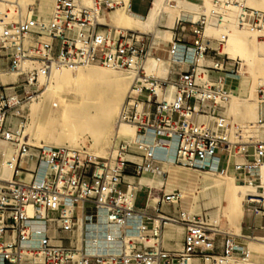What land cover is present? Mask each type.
<instances>
[{"label":"built area","instance_id":"2783aa9c","mask_svg":"<svg viewBox=\"0 0 264 264\" xmlns=\"http://www.w3.org/2000/svg\"><path fill=\"white\" fill-rule=\"evenodd\" d=\"M49 19L36 5L24 9L19 0H0V76L16 77L0 82V264H228L234 258L247 260L245 247L234 235L220 231L206 215L183 212L178 193L165 194L150 210L136 206L134 182L143 173H157L167 163L201 171L231 169L237 182L256 189L247 196L244 213L259 218L264 245V190L257 170L264 166V139L238 147L230 139V124L224 115L229 94L222 76L233 72L237 62L220 57L224 41L211 49L205 40V21L190 23L192 40L175 34L166 60L176 75L157 78L144 71L154 54L152 34L119 30L107 33L100 18L114 10L129 9L124 0H51ZM216 6H235L241 24L264 32V12L244 7L236 0H214ZM179 31L184 22L176 21ZM222 26V17H217ZM146 44V46H145ZM191 61L186 64L187 54ZM212 54L211 65H198ZM185 63V64H184ZM101 66L132 70L134 76L117 118V127L133 129L132 140L115 133L105 157L83 147L31 145L24 135L25 117L14 121L23 105L37 98L54 72ZM185 69V70H184ZM211 72L218 74L215 81ZM264 106V86L256 92ZM19 112V111H18ZM258 127L264 132L260 113ZM232 154L237 161L228 162ZM10 177L5 179L1 171ZM162 206L175 211L162 212ZM102 212L105 224L115 228L104 236L105 248H92L78 231V212ZM167 224L182 228L181 250L166 251L162 233ZM222 239V253H202L199 247Z\"/></svg>","mask_w":264,"mask_h":264},{"label":"bare ground","instance_id":"6f19581e","mask_svg":"<svg viewBox=\"0 0 264 264\" xmlns=\"http://www.w3.org/2000/svg\"><path fill=\"white\" fill-rule=\"evenodd\" d=\"M124 1L127 4L129 0ZM201 1H203V7H199L196 3L190 2L188 0H153L152 8L149 11L147 18H145L144 20L131 15L129 9L125 7L121 9V13H117L115 11L110 12L107 16L108 18L101 17L99 21H101V19H104L105 22L100 23L107 29V31H118L121 29L119 28V26H127L128 28L137 30L140 29L141 31H143L141 33L154 34L155 32L158 41L163 44L167 40L169 41V33H166V35H164L163 33H159L155 28L157 21L162 15H167L168 18L172 21L173 18H175L174 16H178V18H180L182 21L189 23H194V20L196 18L199 20L202 19L205 21L206 30L210 34L215 36L219 35L218 37H222L224 40L228 38L231 40V42H234L239 46V56L246 65H250L252 66V68H255L256 66L254 65L256 64V62H264V41L262 43H258L256 41L257 37H264V32H259L247 27L246 25H242L238 19V10L235 6H229L227 7V9L224 8L226 10H224V14L222 16V21L224 22V25L221 26L222 28L214 27L211 24L207 25L206 21H208L209 17L214 14L212 13V8L209 4L210 1ZM84 2L89 3V0H84ZM243 2L248 5V8L251 7L257 11L264 12V0H244ZM51 3V9H47L46 6H43V4H38L36 6L39 15L44 19H49L53 13L54 4L52 1ZM19 4L23 7V9L27 5H30H25L24 3H22V0H19ZM47 13L49 14L47 16H44ZM170 20L168 21L169 24ZM172 26L173 25L171 24V27ZM123 30L131 31L127 28ZM208 32H206L207 35ZM225 47L226 46L223 44L220 50H225ZM191 59V52H188L186 64L189 63ZM164 61L169 62L168 60H161L160 62H156L155 59L150 58L149 64H146V69L144 67L145 73H149V76L152 75L156 77L157 71L154 70V66H156L154 65V63L161 64ZM201 62L202 61L198 60L197 64L200 66ZM108 70L109 71L102 70L95 66H87L79 68L76 71L74 70V73L71 72L72 69H69L67 71H63L62 69V71L59 70L57 72H54L51 77V80H53V84H49L44 87V91L42 93V97L44 99L43 102L48 103V107L46 110H44L39 107V104L33 103L28 107V111L31 115L30 118H32V123L30 126H28L30 123L27 125L28 128H25V132H27L30 137H34L36 140H38V137H40L41 135L43 137L44 134H48L49 140L48 142H45V147H57L62 143V141H64L68 144V147L76 148L80 139L84 135H89L92 141L90 149L93 148V150L95 151L94 156L105 157L108 151L107 148L109 147V144H107V140L112 133L113 122L116 121L120 106L123 102L124 96H126V92L128 91L130 83L134 76V72L132 70L125 71V73H121V70H119V72L114 69ZM246 75V77L240 78V90L238 95H231V91H229L228 94L230 100L225 104V112L232 120V129L230 130L232 137L235 138L237 136H241L249 140L248 143H255L260 137L262 138V135L264 134V132H260L258 131L259 129H257V108L254 107V98L257 92V86L256 84H254L248 89L245 86L248 78H251L255 83H257V85H264V78L258 77L259 73L253 71V69L247 71ZM2 76H0L2 77L0 78V82L2 84H11L14 82L12 78L5 77V75ZM225 82H227V80H225L224 83L222 82V80L220 82L223 87ZM228 82L231 84L233 81ZM103 87L108 90V94L103 99H100V96L102 94L101 90ZM51 107H55V110L50 109ZM21 109H23V107ZM18 111H15L14 114L19 115ZM30 118L29 120H31ZM14 121L18 122L16 118H14ZM50 126L51 128L49 129L48 127ZM121 126L123 128V126L125 125ZM131 130H124L123 133L117 130L116 133H118L120 137L131 141L134 133L132 128ZM230 157L228 158L229 163H231ZM175 166L177 165L163 163L159 172H146L141 175H150L155 177L141 178L140 176L139 178H137V180H127L129 182H134V187H136L140 183L142 185H146L152 188L155 187L158 189H161L164 183V191L167 194L176 191V189H178L177 184L179 182L194 183L196 184L195 187L197 189V192L195 194L196 197L194 196L195 200H197V198H201L202 201L205 200L204 198H206V200L209 201L206 203L207 208L209 206L217 208V212H222L230 224H240L244 216L245 199L247 196L255 194L256 189L248 185L237 183L236 180L232 176L227 175L226 172H204L198 169L191 168L186 170H179L176 169ZM256 173L260 181V188L264 190V166L258 169ZM200 174H210L212 175V177L214 176L215 179H212L213 181H206L204 180L206 178L204 177V179H202ZM1 176L5 179H8L10 177V173L8 170L3 169L1 171ZM180 191L181 195L187 194V190H185L182 186H180ZM178 196L180 198L179 194ZM157 202L158 199H155L153 197L150 198L148 202V208L150 210L155 209ZM197 207L199 208V206ZM161 211L165 212L168 210L166 206H162ZM182 211L187 212L185 210ZM189 211L190 213H188L190 214V216L202 215L192 214L191 212L194 211V209L192 208H190ZM78 217V231L89 239V243L92 248L97 250L104 249V236L108 232L115 231V228L108 227L105 224L103 213L100 211L95 212L92 210L84 213L79 210ZM212 221L214 224L218 222V219L215 218ZM173 225L180 226L179 224ZM87 230H89V232H86ZM231 235H234L235 240L240 238L248 242L254 252L258 254V256L256 257V261L264 262V245L260 243L258 239H251L245 236L235 235L234 233L232 234V231ZM246 250L249 254L248 259H252L251 253L247 248ZM228 264L246 263L238 262L235 260L232 261V259L230 258L228 260ZM248 264L253 263L248 262Z\"/></svg>","mask_w":264,"mask_h":264},{"label":"rangeland","instance_id":"374dc122","mask_svg":"<svg viewBox=\"0 0 264 264\" xmlns=\"http://www.w3.org/2000/svg\"><path fill=\"white\" fill-rule=\"evenodd\" d=\"M188 1L196 3L199 7H201L203 5V1H201V0H188ZM208 1H210L209 4L211 5L212 13L214 15H211L209 17V20H208L209 22L206 21V24L207 25L208 24L209 25L211 24L214 27L222 28L221 26L219 27L216 24L217 17L218 16H221L222 17L223 14H224V10H226L227 7H224V6L221 7V6L214 5V3H213L214 0H208ZM236 1H238V0H236ZM243 1L244 0H242V2H241V0H239L238 2H240L241 4L243 3V6L248 8V5H246V3L243 2ZM22 3H24L25 5L26 4H30V5H33L34 4L36 6L38 4H43V6L44 7L46 6L47 9H51L52 8V3H51L50 0H22ZM224 8H226V9H224ZM138 9H139V0H134L133 1V4H132L131 10L132 11H137ZM250 9H253V8L250 7ZM114 11L117 12V13H121L122 12V10H114ZM114 11H112V12H114ZM215 11H217V12H215ZM48 14L49 13L45 14L44 16H47ZM107 16H105V18H108ZM210 19H211L212 22L210 21ZM222 20H223V18H222ZM197 21H199V19L196 18L194 20V22H197ZM200 21H202V19ZM100 22L101 23H104L105 21H104V19H101ZM183 22H185V21H183ZM223 25H224V22L222 21V26ZM242 25H244V24H242ZM119 28H121L120 30H123V29H126V28L129 29V30H131V31H136L137 30V29H133V28H128L127 26H119ZM205 30H206V25H205V28H204V34H203V36H204L205 40H207L209 42V47L211 49L216 50L217 49V40H219L221 37H218L219 35H217V36L212 35V34H210L206 30V32H208V35H207V33L205 32ZM118 31L117 30L116 31L110 30V31H107V33H109V35L111 37L115 38L117 36V32ZM137 31L138 32H143L140 29L137 30ZM223 41H224L223 44L226 47H225V50L222 49V50L219 51L220 52L219 53L220 54V57H222V58H228L229 60L238 63V65L236 66V68L234 67V69H233V66L232 65H229L228 66V70H230V71L233 70V72H230V73L226 74V76H222V82L223 83H224L225 80H227V82H225L223 88L226 90L227 93H229V91H231V95H238L239 94V90H240V87H239L240 78L241 77H246L247 76L246 75L247 71H250V70L253 69V71H255L256 73L257 72L259 73L260 76L258 75V77L264 78V62L263 61L256 62V64L254 65V66H256L255 68H252V66H250V65H246L241 60V58L239 56V46L237 44H235L234 42H231V40L228 39V38L225 39V40L223 39ZM256 41L258 43H262L264 41V37H262V36L261 37H257L256 38ZM226 43H228V44H226ZM158 45H159V48H161L160 44H158ZM253 55H255V54H253ZM211 58H212V54H209V58H207L205 61L201 62L200 65L210 66L211 65ZM149 59L150 58H148V60H147L148 62L146 61V63H145V66H144L145 69H146V66H147L146 64H149ZM154 65H156V66H154V70H156L159 73H162V75L157 74L156 77L157 78H165L166 75H167V73H168V69H169L170 63L167 62V61H164L161 64L160 63H156V64L154 63ZM95 67H97L99 69H102V70H106V71H109L108 69H110V68H105V67H101V66H95ZM77 69H79V68L73 69L71 72L74 73ZM67 70H69V69L68 68L63 69V71H67ZM116 71L119 72V70H116ZM125 71H127V70H121V73H125ZM217 76H218L217 73L211 72V74H210L209 77H210L211 80H214V79L217 78ZM2 77H4V76H2ZM2 77H0V78H2ZM5 77L12 78L14 80V82L16 80V77L14 75L6 74ZM228 81H233V82L230 84ZM234 81H235V83H234ZM49 84L52 85L53 84V80H50V82L47 85H49ZM254 84H256V86H257L256 88L257 89L259 87L264 86V85H257V83H255L251 78H248V81L246 82V86L245 87L248 89V88H250ZM43 91H44V87L41 88L35 94V96H37L36 99H34L33 101H31V102L23 105L22 106L23 109H21L22 107L20 108L21 110L18 109L19 110V115L16 117V119L18 121L21 120V119L20 120L18 119L19 116L25 117L26 121H25V125H24V134L27 137V139H28V141H29V143L31 145L35 144L34 146H37V145L44 146L45 142H48V140H49V138H48L49 135L48 134H44L45 136L43 135V137L41 135L40 137H38V140H36L34 137H32V136L30 137V135H28V133L25 132V130H26L25 128H28V126H30L31 123H32V118H30L31 115H30V113L28 111V107L30 105H32V103L33 104H39V107L42 108V109H44V110H46L47 107H48V103L43 102V100H44L43 97H42ZM101 92H102V94L100 96V99H103L108 94V90L105 87H103L102 90H101ZM126 94H127V92H126ZM124 99H125V96H124ZM254 99H255L254 100L255 101L254 102V107L257 108V119L259 118L260 113H262V115L264 117V106H261V105L258 104L257 99H256V95H255V98ZM40 100H42V101H40ZM40 102H41V104H40ZM50 109L55 110V107H51ZM223 111H224V115L226 116V118L229 121L230 130H231L232 129V120L230 119V117L225 112L226 111L225 110V106H224V110ZM29 118L31 120H29ZM257 127H258V125H257ZM48 128L50 129L51 126L48 127ZM257 129H259L258 131L261 132V130H260L259 127ZM117 130H119V132L123 133L124 130L128 131V130H131V128H129L128 126L127 127L126 126H123V128H122V126L117 127L116 121H114L113 122V126H112V133L108 137V140H107V144H109L108 145L109 147H110V141H111L112 137L114 136V134L116 133ZM28 136H29V138H28ZM263 136H264V134L262 135V138L260 137L257 141H260L261 139L263 140L264 139ZM230 139H231V141L233 143L238 144V147H242V146H244L246 144H251V143H248L249 140H247V139H245V138H243L241 136H237L235 138L232 137L231 132H230ZM91 143H92V141H91L90 136L89 135H84L80 139V141L78 142V145L76 146V148L75 147H72V148L71 147H68V144L66 142H64V141H62V143L60 145H58L57 147H67V148H70V149H79V148L83 147V148H85L87 150L88 153L94 155L95 151L93 150V148L90 149V145H92ZM109 147L107 148V150L109 149ZM230 159H231V162L232 161H237L236 157H233L232 155H231ZM175 167H176V169H179V170L189 169L187 167H182V166H175ZM219 172H226L227 175L232 176L236 180V177H235L234 173L231 171V169L222 168ZM200 176H201L202 179H204V177H205L206 179H204V180H206V181H213L215 179L214 176L212 177V175H210V174H200ZM236 182H237V180H236ZM237 183H239V182H237ZM239 184H242V183H239ZM177 186H178L177 187L178 189H176V191H177L176 193L179 192V194H180V203H181V205H179V207L181 206V208L183 210L187 211L186 212L187 214L190 213L189 209L192 208V209H194V211L191 212L192 214H197V215L202 214V215H206L207 218H208L209 224H211L212 226H216L220 231L226 232V233L228 232L230 234H231V231H232V234L234 233L235 235H241L240 229H241V225H242L243 218H242L240 224H230L228 222L227 218L223 215L222 212H217V208L210 207V206L207 208L206 203L209 202V201L206 200V198H204L205 200H202V201H201V198L200 199L197 198V200L194 199L196 197L195 194L197 192V189L195 187L196 184L189 183V182L188 183H186V182H184V183L183 182H179L177 184ZM180 186H182L185 190H187V194L181 195ZM162 188H163V190H165L164 183H163V187ZM153 195L156 197V199H159L161 197L160 193H153ZM145 196H146V191L143 190V188L139 187V197H138L137 202H136V206L138 208H143L144 207V203H145L144 199H145ZM197 206H199V208ZM195 209H197V210H195ZM202 215H200V216H202ZM215 218L218 219V222L213 224V221L212 220L215 219ZM86 232H89V230H87ZM241 236H243V235H241ZM181 239H182V228H180V226H178V225L168 224L166 226L165 230H164V233H163L162 246L164 248H166L167 250H169L171 248L174 251H180L181 250V243H180L181 242ZM235 243L238 244V245H240V246L246 247L249 250V252L251 253V255H252L251 258L252 259L240 260V259L234 258V256H233L231 258L232 261L235 260V261H238V262H244L246 264H248V262L249 263H253V264H264V262H262V261H260V262L256 261V257L258 256V254L254 252V250L252 249V247L250 246V244L248 242H246V241L238 238Z\"/></svg>","mask_w":264,"mask_h":264},{"label":"crops","instance_id":"0c3cea01","mask_svg":"<svg viewBox=\"0 0 264 264\" xmlns=\"http://www.w3.org/2000/svg\"><path fill=\"white\" fill-rule=\"evenodd\" d=\"M133 1L134 0H129V12H130V14L133 15V16L139 17V18H141L143 20L145 18H147L148 14H149V11L152 8L153 0H139V9L137 11H132L131 10ZM161 17H163V18H161ZM161 17L157 21V23L155 25V28L158 30L159 33H163L164 35H166V33H169L168 34L169 41L167 40L163 44L160 43V41H158V39H157L156 33L154 32L155 35L152 33V35L154 36L153 47L155 49L154 50V54L160 56L162 60H166V55H167L166 51H167V49L169 47V42H170L171 38L175 34H179V35H183L189 41L192 40V36H191V34L189 32L193 29V26L190 25V23H192V22H190V23L189 22L188 23L185 22L183 24V26L181 27L182 31L180 32L179 31L180 27H178V25L176 23V21L178 20L177 19L178 16H174L175 18H173V21L170 20L167 15H162ZM169 20H170V24L168 22ZM157 24H159V25H157ZM171 24L173 25L172 27H171ZM133 32H136L138 34H151V33H141V32H138L137 30L133 31ZM158 44H160L161 48H159ZM145 46H146V44H145ZM172 69L174 70L175 68L172 67V66H169L168 73L166 75V77H168L170 79H174L175 76H176L174 74V72H172ZM175 71H176V69H175ZM156 73L162 75V73H159V72H156ZM215 80L216 79H214L212 81H215ZM142 177L150 178V177H155V176L146 175V176H141V178ZM139 187L143 188V190L146 191V196H145V199H144V201H145L144 206L145 205L148 206V202H149L150 198L153 197V198L156 199V197L153 195V193H160V195H161L162 192H164V190L162 188L161 189H158V188H155V187L152 188V187H148L146 185H142V184L139 183V185L137 187V199L139 197ZM174 192H177V191H174ZM178 194H179V192H178ZM180 205H181V203H180ZM166 208H167L168 211H173V212L175 211V208H173V207H166ZM180 208H181V206H180ZM165 212H167V211H165ZM261 223H262V221L259 218H257V217L253 218V217L248 216V215H246L244 213L243 220H242V225H241V229H240L241 235H243L245 237H248V236L259 237V236H261V230L259 229L260 226H261ZM163 233H164V230H163ZM163 233H162V236H163ZM164 249L166 251H174L171 248L170 249L168 248L169 250H167L166 248H164ZM198 250L200 252H202V253L220 255L222 253V239L216 238L213 242H209L208 244L199 247Z\"/></svg>","mask_w":264,"mask_h":264}]
</instances>
